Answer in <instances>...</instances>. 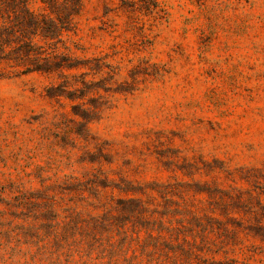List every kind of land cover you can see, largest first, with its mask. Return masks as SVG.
Segmentation results:
<instances>
[{
  "label": "rangeland",
  "instance_id": "1",
  "mask_svg": "<svg viewBox=\"0 0 264 264\" xmlns=\"http://www.w3.org/2000/svg\"><path fill=\"white\" fill-rule=\"evenodd\" d=\"M69 26L63 76L0 64V264H264V0Z\"/></svg>",
  "mask_w": 264,
  "mask_h": 264
},
{
  "label": "trees",
  "instance_id": "2",
  "mask_svg": "<svg viewBox=\"0 0 264 264\" xmlns=\"http://www.w3.org/2000/svg\"><path fill=\"white\" fill-rule=\"evenodd\" d=\"M52 5L49 13L36 15L26 0L21 6L0 0V64L6 66L7 73L63 76L64 70L76 67L64 60L67 54L60 51L58 43L70 31L69 25L79 14L82 0L54 1ZM37 36L43 44L34 42Z\"/></svg>",
  "mask_w": 264,
  "mask_h": 264
}]
</instances>
